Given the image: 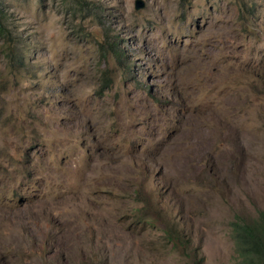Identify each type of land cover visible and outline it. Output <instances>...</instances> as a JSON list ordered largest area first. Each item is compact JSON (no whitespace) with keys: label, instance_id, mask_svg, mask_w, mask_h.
Listing matches in <instances>:
<instances>
[{"label":"rangeland","instance_id":"1","mask_svg":"<svg viewBox=\"0 0 264 264\" xmlns=\"http://www.w3.org/2000/svg\"><path fill=\"white\" fill-rule=\"evenodd\" d=\"M136 1L0 0V264H232L264 209V0Z\"/></svg>","mask_w":264,"mask_h":264},{"label":"trees","instance_id":"2","mask_svg":"<svg viewBox=\"0 0 264 264\" xmlns=\"http://www.w3.org/2000/svg\"><path fill=\"white\" fill-rule=\"evenodd\" d=\"M1 13L0 7V36L6 42H10L11 31ZM114 54L118 60H122L123 53L114 49ZM229 225L230 235L234 242V261L232 264H264V209H256L255 216L252 217L245 218L241 215H235ZM169 235L174 240L178 233L173 230ZM184 250L188 252L184 251L186 257H190L188 248ZM192 254L193 257L197 258L193 260V264H203L205 257L200 255L199 248H194Z\"/></svg>","mask_w":264,"mask_h":264},{"label":"water","instance_id":"3","mask_svg":"<svg viewBox=\"0 0 264 264\" xmlns=\"http://www.w3.org/2000/svg\"><path fill=\"white\" fill-rule=\"evenodd\" d=\"M144 6V2L142 0H137L136 1V8H142Z\"/></svg>","mask_w":264,"mask_h":264}]
</instances>
